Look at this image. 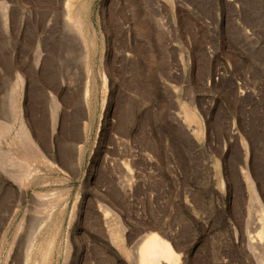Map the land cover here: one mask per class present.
<instances>
[{"label": "rangeland", "instance_id": "rangeland-1", "mask_svg": "<svg viewBox=\"0 0 264 264\" xmlns=\"http://www.w3.org/2000/svg\"><path fill=\"white\" fill-rule=\"evenodd\" d=\"M67 1L0 0V264H264V0Z\"/></svg>", "mask_w": 264, "mask_h": 264}, {"label": "bare ground", "instance_id": "bare-ground-1", "mask_svg": "<svg viewBox=\"0 0 264 264\" xmlns=\"http://www.w3.org/2000/svg\"><path fill=\"white\" fill-rule=\"evenodd\" d=\"M65 6L68 10V14L72 8V0H68L65 3ZM87 96V93H85V97ZM55 108H49V115L50 112L54 111ZM54 114H51V117H53ZM75 115V114H74ZM78 119V118H77ZM73 122V121H72ZM53 122H50V125H52ZM40 127V126H39ZM23 132L24 135V141H25V146L28 148L32 149H37L35 145L32 144V140L29 135V130L26 126H20V129ZM73 142L71 143V146H73ZM34 146V147H33ZM75 150V154L77 155L75 157V165H79V152ZM74 152V150H73ZM81 153V150H80ZM66 160L69 164H74L73 162V157L74 154L71 152H66L65 154ZM31 174L28 170L26 171V175ZM25 184V183H24ZM23 184V187L25 185ZM21 188V190H22ZM51 194L47 195L46 199L51 198ZM40 198V197H39ZM42 199V197L40 198ZM135 250L137 252L134 254V262L133 264H173L177 262L178 259V254L173 250L172 246L170 243L162 238H160L157 235H149L148 237H145L144 239H140L137 243L134 245Z\"/></svg>", "mask_w": 264, "mask_h": 264}]
</instances>
